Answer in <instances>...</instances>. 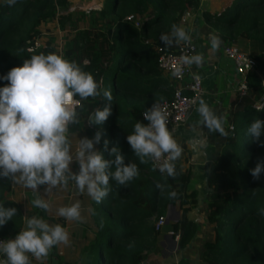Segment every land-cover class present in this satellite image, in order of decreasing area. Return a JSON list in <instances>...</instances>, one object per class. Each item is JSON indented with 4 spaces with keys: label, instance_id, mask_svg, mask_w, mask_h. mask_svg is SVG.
I'll list each match as a JSON object with an SVG mask.
<instances>
[{
    "label": "trees",
    "instance_id": "16d2710c",
    "mask_svg": "<svg viewBox=\"0 0 264 264\" xmlns=\"http://www.w3.org/2000/svg\"><path fill=\"white\" fill-rule=\"evenodd\" d=\"M67 4L68 0H16L14 6H8L6 0L0 1V77L12 67L22 66L32 55L51 52L48 42L33 51L26 49L40 36L38 26L42 22L58 16L59 28H65L66 23L71 29L76 28L74 14L58 13V7ZM198 4V0H107L101 8L88 12V26L76 31L71 46L64 51L63 57L90 72L101 90H111L113 100L107 122L116 137L108 144L106 159H111L110 148L117 147L125 164L137 165L139 175L127 185L110 178L108 195L101 203H93V224L84 227L85 241L80 251L74 252V260H63L56 246L50 250L48 257L55 258L58 264H147L159 236L155 219L166 215L169 206L180 210L178 220L171 223L173 232L181 230L179 247L194 238L198 224L186 216L196 199L194 191L186 192L189 173L182 172L176 164L178 175L173 178L154 170L151 160L141 163L126 137L138 121L146 124L143 112L147 108L172 98L174 87L158 67L156 47L176 50L175 46L163 45L160 35L169 32L172 24L178 25L190 6L198 10ZM132 14L140 16L139 26L126 19ZM202 15L227 40L242 38L264 45V0H236L221 13L205 10ZM248 54L255 60L247 73L248 82L257 96L264 98V53ZM5 84L7 81L0 79V87ZM75 98L79 99V123L69 125V133L90 132L83 120L107 100L102 96ZM255 100L248 94L238 99L233 127L228 129L216 160L207 170L208 221L214 224L213 239L203 244L202 259L207 264H264V173L259 180L250 174V169L264 160V147L253 143L248 128H243L245 121L250 125L254 119L264 120V104L258 110L253 107ZM243 133L247 135L245 146L238 140ZM260 139L264 141V135ZM110 171L114 172L115 167ZM157 183L165 185L163 192ZM10 190L11 180L0 179V205L17 209L11 221L0 225V235L6 238L23 229V212L7 197ZM171 191L177 196L170 198ZM230 210L236 217L228 226Z\"/></svg>",
    "mask_w": 264,
    "mask_h": 264
},
{
    "label": "clouds",
    "instance_id": "9594fccd",
    "mask_svg": "<svg viewBox=\"0 0 264 264\" xmlns=\"http://www.w3.org/2000/svg\"><path fill=\"white\" fill-rule=\"evenodd\" d=\"M8 6H14L16 0H6ZM191 29L172 24L170 32L161 33L163 45L170 47L181 43L190 45ZM222 41L218 35L210 34L212 50H217ZM204 56L201 53L181 55L178 66L172 75L179 77L184 66H201ZM193 77L199 79L197 73ZM7 81L0 87V179L11 180L15 184L35 190L31 201L34 207L49 210L50 204L40 195L44 187L47 195L54 189H67L69 182H74L76 190L87 194L97 204L101 203L110 191V178L120 185H127L139 175L135 163L125 164L124 156L117 147L109 151L111 159H105L95 145L101 141V132L93 138H78L73 151L69 139V125L79 123V114L71 98L79 96L81 100L102 96L107 100L103 109L97 108L90 114V125H102L111 115L112 92L100 89L99 83L90 72L84 71L75 61H70L56 52L40 53L25 59L22 66L12 67L0 77ZM196 111L209 132H218L227 136L224 125L226 115H217L200 99ZM147 123L138 121L134 130L126 139L141 163L154 162V170L175 178L177 161L183 148L174 138L168 127V115L160 104L153 103L143 112ZM253 143L264 147L261 136L264 135V120L254 119L248 129ZM108 150V141H104ZM114 157V159H112ZM78 164V171L71 165ZM115 167V171L110 169ZM264 173V160L250 169L254 180H259ZM156 187L164 191L165 185L157 183ZM170 198L177 196L175 191L168 193ZM81 202L57 209V216L67 221L85 222L81 214ZM17 214L14 207L0 205V225H5ZM69 232L59 223L50 224L43 218L32 216L26 226L15 238L0 241V254L6 259L0 264H31L29 254L37 261H42L50 250L58 245H69Z\"/></svg>",
    "mask_w": 264,
    "mask_h": 264
},
{
    "label": "crops",
    "instance_id": "0c3cea01",
    "mask_svg": "<svg viewBox=\"0 0 264 264\" xmlns=\"http://www.w3.org/2000/svg\"><path fill=\"white\" fill-rule=\"evenodd\" d=\"M79 1L91 4L92 6H100L96 8L99 9L107 0ZM198 1L199 9L195 10L190 6L181 16L178 25L184 27L186 30L191 29L190 35L192 37V42L196 46L195 54H203L204 62L199 67L192 65L191 74L185 76L180 82L177 81L171 73L163 71V74L167 77L173 87L188 83L191 79L192 73H197L202 82L203 92L189 110L186 120L180 125L170 127V130L174 134V138L183 148L182 155L177 161H175V164L179 166L182 172L189 173L186 192L190 193L191 191H194L196 194L195 202L187 211L186 216L188 219L193 220L198 224V229L194 238L185 247L180 248L178 245L179 239L176 240V236L178 235L180 237L181 230L179 229L177 232L172 231L171 222L173 221L170 220V218L159 231L156 247L149 253L147 264H207V262L202 259V253L204 250L203 244L205 241L213 239L214 236V224L208 221L209 207L207 201L210 189L207 184V170L216 160L226 137L221 136L218 132H209L208 129L200 123L201 117L196 111V108L198 107L199 100L203 99L217 115H226L227 123L224 125V128L225 131L228 132L229 125L233 122V111L236 108V102L239 99L236 87L239 83L240 77L235 70L232 60L224 54V47L228 43H233L246 53H264V45L259 42L254 44L248 39L239 38L236 40H227L221 37L218 31L213 28L211 23L207 22L202 15V12L205 10H208L213 14L221 13L234 5L236 0ZM210 34L218 35L222 41L217 50H212L211 48ZM172 46L177 47L176 44H173ZM262 79H264V77H262ZM249 85L250 88L247 93L248 95H252L255 99L262 96H257L258 93L253 90L251 84ZM262 86L264 87V85ZM185 92L188 93V90H185ZM88 118L89 117L83 120L85 127L93 128L95 130V127L98 125H90L88 123ZM98 131L99 130H95V133ZM107 132L108 138L106 140L108 141V144H111L115 141V130L110 129L108 126ZM85 133H87L86 130H78L69 133V139L72 141L73 151H75L77 146L78 138L88 137L91 139L95 135L89 137L88 134ZM102 138L105 140L104 137ZM100 143L95 145L97 150L100 149ZM107 151L108 150H105L104 148L103 156L105 159ZM78 167V164L75 162L71 165L74 172L78 171ZM15 189L18 190V193ZM39 191L40 195L46 198L50 204L48 211L49 215L43 219L50 224L59 223L69 232V245H58L56 248L59 254L62 255L63 260L73 261L75 257L74 248L77 246V241L75 242L76 237L81 236L84 227H90L93 224L91 210L93 209L94 201L88 197L86 193H79L76 190L74 182L71 181L69 182L67 189H54L51 193L46 195L44 193V187L41 186ZM34 192L35 190L33 189L25 188L24 186L15 184L11 181L10 193H7V197L13 199L23 212V228L26 226L28 218H31L32 216L42 218L41 214L43 213L40 211L41 209L37 207L34 208L31 203L35 198ZM31 196L33 199H31ZM77 200L81 202V211L86 210L84 213L85 222L83 223L67 221L64 218L57 216L54 210H51V207L58 209L61 206L71 205ZM172 207L176 212L175 216H180V210L178 208L176 210V206ZM56 219H58L57 222ZM15 236L11 238H15Z\"/></svg>",
    "mask_w": 264,
    "mask_h": 264
},
{
    "label": "built area",
    "instance_id": "2783aa9c",
    "mask_svg": "<svg viewBox=\"0 0 264 264\" xmlns=\"http://www.w3.org/2000/svg\"><path fill=\"white\" fill-rule=\"evenodd\" d=\"M126 19L130 22H133L135 26H139L141 22V18L139 15H128ZM37 45V41H34L33 44L29 45L27 49L29 51H33L37 49L39 46ZM158 52L157 63L158 67L165 72L171 73L174 71L175 67L178 66L179 57L181 55H194L196 46L193 42L190 45L181 43L177 45L176 50L173 51H166L163 50L160 46L156 47ZM224 54L230 58L234 64L235 70L239 75V83L236 87L237 95L239 99L248 93L250 88L247 73L248 71L254 66L255 60L252 58L248 53L244 52L239 46L228 43L224 47ZM191 74V67L184 66L183 71L179 77L174 78L177 81H182L185 76ZM200 77V76H199ZM262 85H264V79H262ZM188 90V93L185 92ZM203 92L201 78L196 79L191 75V79L185 85H176L174 87V92L172 98L164 99L157 101L156 103L160 104L161 108L164 109L168 115V127L177 126L182 124L186 118L189 110L195 104V102L199 99ZM71 101L74 102L75 107L79 104V99L72 97ZM264 98L263 96H259L255 102L253 103V107L260 110L263 108ZM147 123V121H146ZM233 126L232 124L229 125L231 129ZM152 165L154 162L151 160ZM156 170H159L157 167ZM167 215H160L155 219L154 226L155 229L160 231L164 224L166 223ZM10 238H6L0 235V241L7 240ZM179 239V236H176V240ZM6 257L3 254H0V261L5 260Z\"/></svg>",
    "mask_w": 264,
    "mask_h": 264
},
{
    "label": "rangeland",
    "instance_id": "374dc122",
    "mask_svg": "<svg viewBox=\"0 0 264 264\" xmlns=\"http://www.w3.org/2000/svg\"><path fill=\"white\" fill-rule=\"evenodd\" d=\"M97 7H100V6H95V5L92 6L91 4H87V3H84V2L79 1V0H70V1L68 0V4L66 7H58L59 8L58 13L71 12L72 14H74L75 15L74 19H76V23H77L76 28L71 29V27L68 23H66L67 25L65 28H59L58 21H57L58 16L57 17L55 16V18H53V19H48V20L42 22L41 24H39V26H38V28L41 30V34L35 40V41H37L36 46H39V47L43 46L44 47L46 42H48L49 46L47 48L51 52L57 51L60 55L63 56L64 51L68 47L71 46L72 38L75 35L76 31L88 26V24H87L88 23L87 22L88 21L87 20L88 13L87 12H89L91 9H96ZM230 7H232V6H230ZM7 21H8V19L5 20V22H7ZM69 29H71V30L69 31ZM100 82H102V79H100ZM106 84H108V83H106ZM107 89H109V87H107ZM104 107H105V105L100 106L98 108L103 109ZM248 126H249L248 122L245 121L243 123V128L247 129ZM241 127L242 126H240V128ZM95 128H96L95 130H99V132H101V135H102V137L105 138V140L108 138V132H107L108 122H107V120L102 125H98ZM95 130L93 128H90V132L86 131L87 133H85V134H88V136L91 137L95 134ZM102 137H101V141H100L101 143H100L99 151L104 153V142L103 141H105V140H103ZM238 140H239V143L241 146H245L247 143V135L245 133H243L238 138ZM15 190L18 193V190L17 189H15ZM9 193H10V191H9ZM32 196H31V199H33ZM51 210L52 211L54 210V212L57 213V209L55 207H51ZM168 210H169V216H172L171 218L175 219L176 218V216H175L176 212H175L174 208L172 206H169ZM176 210H177V208H176ZM40 211H42V213H43V214H41L42 218H46L49 215V213H48L49 210L45 211V210L41 209ZM85 212H86V210L81 211V214L83 217H84ZM234 217H236V214H234L233 211L230 210V212L226 218V223L228 226H229V224H233L232 222L234 221ZM57 220L58 219H56V222H57ZM84 241H85V239L83 238V234H81V236H79V237H76L75 242H76L77 246L74 248L75 252L80 251V245ZM29 258L31 260V264H58V262L55 260V258L52 259V258H49L48 256L45 259H43L42 261H37L30 254H29Z\"/></svg>",
    "mask_w": 264,
    "mask_h": 264
},
{
    "label": "water",
    "instance_id": "95a60500",
    "mask_svg": "<svg viewBox=\"0 0 264 264\" xmlns=\"http://www.w3.org/2000/svg\"><path fill=\"white\" fill-rule=\"evenodd\" d=\"M166 215H167L166 222H168V221H169V219L172 217V216H169V210L167 211V214H166ZM178 217H179V216H178V215H176V218H175V219L171 218L170 220H172V221H174V220H175V221H176V220H178Z\"/></svg>",
    "mask_w": 264,
    "mask_h": 264
}]
</instances>
